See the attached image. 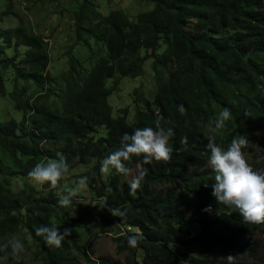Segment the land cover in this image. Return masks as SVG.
Segmentation results:
<instances>
[{
    "label": "trees",
    "instance_id": "obj_1",
    "mask_svg": "<svg viewBox=\"0 0 264 264\" xmlns=\"http://www.w3.org/2000/svg\"><path fill=\"white\" fill-rule=\"evenodd\" d=\"M94 1L83 0L76 15V40L87 48L90 41L103 45L106 53L88 69L71 55L70 69L61 75L67 86L58 99L51 98L56 92L46 72L44 39L22 24L0 28V97L8 95L22 112L19 123L0 122V240L20 239L32 264H121L93 260L95 251L84 237L93 240L94 230L82 226L73 202L58 206L56 190H47V185L42 195L34 187L31 192L13 190L16 182L30 183L28 173L36 163L59 153L69 167L76 160L97 161L90 186L108 208L126 212L122 219L109 211L98 213L97 233L117 235L119 223L137 230L132 234L139 239L136 247L128 245V238H113L118 253H127L124 264H228L230 255L232 264H261L247 235L264 236V224L243 223L238 213L217 203L206 145L215 115L229 108L232 119L217 143L226 148L240 134L251 142L245 153L255 142L264 149V0H149L154 9L140 14L136 23L121 10L97 11ZM148 61L157 91L149 100L134 90L137 106L131 122L129 109L115 115L109 99L122 80L142 77ZM18 80L34 87L23 83L19 88ZM245 112L252 116L245 117ZM157 119L174 127L171 161L144 165L147 173L135 197L123 182L126 177L115 171L101 179L100 162L120 147L122 136L137 127H154ZM185 136L187 146L181 144ZM128 166L133 169L136 159ZM41 225L61 232L69 228L71 235L60 247H49L35 235ZM192 226L199 232L193 234ZM173 245L190 253L179 254ZM24 263L21 257L19 264Z\"/></svg>",
    "mask_w": 264,
    "mask_h": 264
},
{
    "label": "rangeland",
    "instance_id": "obj_2",
    "mask_svg": "<svg viewBox=\"0 0 264 264\" xmlns=\"http://www.w3.org/2000/svg\"><path fill=\"white\" fill-rule=\"evenodd\" d=\"M82 3L83 0H0V28L13 29L19 24H22L27 30L35 32L47 43L45 50L49 55V64L46 72H48L50 78V88L56 92L52 95V99H58L60 94L65 91L67 81L61 75L68 73L70 69L69 58L71 55L77 57L83 67L88 69L100 55L106 53L103 45L90 41V47L87 48L82 42H77L76 40L75 18ZM94 7L103 14H108L111 10H121L129 16L132 23H136L137 17L140 14L150 12L154 9V5L150 4L149 0H95ZM13 44L14 40L11 42V45ZM144 68V75L139 79L125 78L122 80L109 99L115 115L119 114L122 109H129V120L131 122L135 121L137 106L134 102V90L140 89L149 100H153L157 91V82L150 61L146 63ZM6 76L11 77L8 72ZM23 83L25 84L26 82L18 80V87L20 88ZM110 83L113 84V82H108V85L112 86ZM6 85L7 91H11L13 83L8 80ZM26 85L31 88L34 87L30 82H27ZM21 118L22 112L14 108V102L8 95L0 97V122L14 119L19 123ZM257 146V142L252 144L246 156L249 163L259 168L264 165L256 163L259 155ZM10 154L14 155L15 152L12 150ZM96 163L97 161L95 160H89L84 163L76 160L69 167V171L65 177L60 181V185L56 189V194L59 199V195L66 194L67 190L74 187L81 177H87V187L72 199L74 206L71 207L76 217L82 220V226L86 225L94 230L95 237L93 241L91 242L92 238L86 235L84 237V243L88 242L95 251L94 260L103 257L124 264L127 253H118L117 244L113 239L115 233L98 234L100 221L98 213L103 214L108 212V210H105L108 209V205L103 208V202L105 200L97 197L95 186H90V182L95 175L93 168ZM21 169L24 170L23 168ZM132 170L133 175L139 171L137 166ZM108 176L101 175V179L105 181ZM129 179L130 177L125 178L123 182L128 183ZM12 184L14 185V182ZM31 187L36 189L37 195H42L46 191L39 189L31 181L27 184L24 182H16L13 190L18 191L21 188H26L31 192ZM189 229L193 234L199 232L197 226L189 227ZM22 236H25V234L22 233ZM247 237L255 243L259 251V263L264 264V236L249 233ZM3 243L0 240V244ZM173 247L179 254L190 253L189 249L177 245H173ZM24 252V255L21 254V257H24V264H32L30 253L26 249ZM82 263L85 264L84 261Z\"/></svg>",
    "mask_w": 264,
    "mask_h": 264
},
{
    "label": "clouds",
    "instance_id": "obj_3",
    "mask_svg": "<svg viewBox=\"0 0 264 264\" xmlns=\"http://www.w3.org/2000/svg\"><path fill=\"white\" fill-rule=\"evenodd\" d=\"M261 90L264 91V88ZM178 110L181 114L186 111L183 105H180ZM244 115L245 117L252 116L250 112H245ZM231 119V110L223 108L215 115L212 126L208 130L206 148L210 155L207 165L214 174L211 194L218 204L238 213L242 217L243 223L264 224V166L257 168L249 163L244 150L249 147L251 142L247 136L237 134L226 148L217 143V137L226 130L227 122ZM167 123L171 124L172 122L168 121ZM174 136V127H165L159 119L155 121L154 127H137L132 134L125 133L121 138L120 147L108 153L100 162V173L111 175L115 171L126 178L130 177L128 181L129 195L135 197L147 173V169L143 166L153 162L159 164L171 161L173 148L170 146V141ZM181 144L187 146L188 138L186 136L181 138ZM257 147L259 155L256 163L264 165V149ZM134 158L139 171L133 175V170L128 165ZM68 171L67 158L58 153L55 159L45 157L36 163L29 171L28 179L39 189L43 190L47 185V190L51 191L58 189L60 181ZM87 185V177H81L74 187L67 190L66 194L59 195L58 206L69 207L72 204V199ZM106 205L107 202L104 201L103 208ZM107 210L113 217H119V219L126 215V212L119 207ZM210 210V207L205 209V211ZM128 227L131 229L128 230ZM117 231L118 234L115 237L128 238L127 242L130 247L137 246L139 239L135 235L132 236L137 232L135 228L119 223ZM35 235L43 237L45 244L49 247H60L62 241L71 235V229L64 228L61 232L55 226L41 225L35 229ZM24 251V243L20 239L12 237L0 244V261L11 259L15 264H19ZM226 259L228 264H232L234 257L230 255Z\"/></svg>",
    "mask_w": 264,
    "mask_h": 264
},
{
    "label": "built area",
    "instance_id": "obj_4",
    "mask_svg": "<svg viewBox=\"0 0 264 264\" xmlns=\"http://www.w3.org/2000/svg\"><path fill=\"white\" fill-rule=\"evenodd\" d=\"M131 228L130 227H128V230H130Z\"/></svg>",
    "mask_w": 264,
    "mask_h": 264
}]
</instances>
